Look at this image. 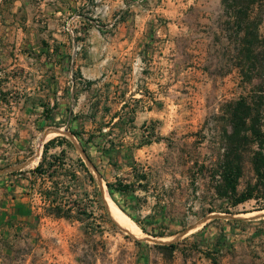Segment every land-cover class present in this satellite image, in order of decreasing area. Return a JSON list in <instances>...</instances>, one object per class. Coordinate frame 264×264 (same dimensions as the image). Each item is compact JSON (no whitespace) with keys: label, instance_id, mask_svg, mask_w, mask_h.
I'll return each mask as SVG.
<instances>
[{"label":"rangeland","instance_id":"rangeland-1","mask_svg":"<svg viewBox=\"0 0 264 264\" xmlns=\"http://www.w3.org/2000/svg\"><path fill=\"white\" fill-rule=\"evenodd\" d=\"M15 1L0 0V33L12 19L36 22L35 30L42 32L49 12L38 0ZM238 1L92 0V10L79 6L77 17L63 28L80 37L85 28L77 20L92 21L108 35L111 68L120 73L119 87L110 89V120L88 133L71 131L77 137H54L72 142H55L47 152L49 157L64 150L65 165L43 184L32 180L27 215H16L17 207L0 196V264H264V209L253 200L231 207L216 193L228 113L259 82L247 81L254 71L235 56V40L255 13L264 39V0H248L242 7ZM246 7L250 18L240 30L235 15ZM124 33V40L115 36ZM2 68L0 98L12 107L20 97L12 81L21 83L22 69L7 73ZM10 106L8 112L17 113ZM147 109L151 117L135 119L136 112ZM8 118L0 111V174L10 168L11 175L29 173L41 160L43 138H31L17 154V124ZM141 174L146 177L142 187L134 183L132 190L116 191L106 186L132 183ZM252 181L247 162L239 190ZM54 182L60 196L75 201L78 219L45 214L42 192ZM5 188L0 181V195ZM113 211L129 226L111 217ZM130 225L140 232H131ZM170 244L176 248H161Z\"/></svg>","mask_w":264,"mask_h":264},{"label":"crops","instance_id":"crops-1","mask_svg":"<svg viewBox=\"0 0 264 264\" xmlns=\"http://www.w3.org/2000/svg\"><path fill=\"white\" fill-rule=\"evenodd\" d=\"M15 2L25 4L24 0ZM38 4L50 15L46 18L44 13L42 32L35 30L36 22L12 19L4 24L3 29L7 32L0 33L2 72L22 69L21 83L15 78L12 81L20 92L15 106L11 107V102L0 98V111L17 124L14 139L17 154L23 153L31 138L41 136V144H46L56 135L67 136L71 131L88 133L98 126V122L110 120V89H117L121 79L120 73L111 68V44L107 34L96 30L92 21L82 17L77 20L85 28L80 37L63 28L64 23L77 17L74 14L79 6L86 11L92 10V0H38ZM115 36L120 40L128 37L126 33ZM77 44L83 49L82 53L75 55ZM8 106L16 109L17 113L8 112ZM136 114L135 119L140 121L143 115L151 117L152 110ZM51 133L55 134L48 136ZM9 153L6 151L4 154ZM38 155L34 159L35 164ZM8 170L0 174L3 175L1 184L6 186L0 196L17 207L16 215H27L31 183L35 177L31 172L11 175L13 171Z\"/></svg>","mask_w":264,"mask_h":264},{"label":"trees","instance_id":"trees-1","mask_svg":"<svg viewBox=\"0 0 264 264\" xmlns=\"http://www.w3.org/2000/svg\"><path fill=\"white\" fill-rule=\"evenodd\" d=\"M246 1L248 0H239L238 3L242 7ZM246 10L247 7L244 11L238 10L235 15V23L240 30L243 29L244 21L250 18V15L246 14ZM252 16V20L247 21V28L244 30L243 35L235 40V56H237L240 65L243 64L244 66L248 62L254 71L253 75L247 77V81L252 82V80L258 78L259 82L254 85L253 94L236 100L228 113L223 128V150L216 171L218 176L216 193L219 197L228 199L231 207H237L253 200L259 204L257 209L263 210L264 39L261 40L257 33L256 21L260 19L259 13H255ZM71 133L75 137L78 136L76 132ZM55 141L59 146L70 145L68 140L62 137L53 139L44 145L40 162L31 170V175L35 177V181L40 180L41 184H43L46 178L52 179L55 175H58V172L65 165L64 150H61L59 155L47 157L48 149ZM247 162L250 164L253 172V181L247 183L242 190H239V182L244 175V164ZM77 164L85 172L89 181L94 183V178L84 162L81 159H77ZM67 175L69 174H65V176ZM69 178L75 180L76 175L70 173ZM144 181H146V177L144 174H141L132 183H106V186L109 190L128 191L132 190L135 185L134 183H138L142 187L143 184L140 183ZM58 189V183L54 182L50 191L42 192L43 199L48 203L45 214L66 220L78 219L73 214L75 201L68 199L66 196H60ZM161 248L173 250L176 248V245L170 244L168 246H161Z\"/></svg>","mask_w":264,"mask_h":264},{"label":"bare ground","instance_id":"bare-ground-1","mask_svg":"<svg viewBox=\"0 0 264 264\" xmlns=\"http://www.w3.org/2000/svg\"><path fill=\"white\" fill-rule=\"evenodd\" d=\"M111 217H113L118 223H121L124 226H129L126 219L122 217L121 215H119L118 212L113 211ZM129 229L131 230V232H135V231L140 232V230L138 228H135L133 225H130Z\"/></svg>","mask_w":264,"mask_h":264},{"label":"built area","instance_id":"built-area-1","mask_svg":"<svg viewBox=\"0 0 264 264\" xmlns=\"http://www.w3.org/2000/svg\"><path fill=\"white\" fill-rule=\"evenodd\" d=\"M69 32H70L72 35H77V36H79L78 33L72 31L71 29L69 30ZM79 50H80V46L77 44V45L75 46V48H74V52H78Z\"/></svg>","mask_w":264,"mask_h":264},{"label":"water","instance_id":"water-1","mask_svg":"<svg viewBox=\"0 0 264 264\" xmlns=\"http://www.w3.org/2000/svg\"><path fill=\"white\" fill-rule=\"evenodd\" d=\"M11 171H14V168H10L9 170H8V172H11ZM2 172V171H1Z\"/></svg>","mask_w":264,"mask_h":264}]
</instances>
